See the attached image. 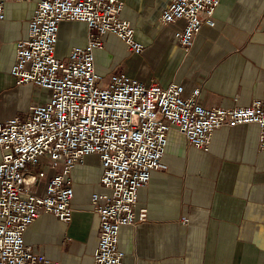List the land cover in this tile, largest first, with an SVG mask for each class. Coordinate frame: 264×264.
I'll return each mask as SVG.
<instances>
[{"label":"crops","instance_id":"0c3cea01","mask_svg":"<svg viewBox=\"0 0 264 264\" xmlns=\"http://www.w3.org/2000/svg\"><path fill=\"white\" fill-rule=\"evenodd\" d=\"M3 1L0 120L24 116L36 99L32 84L18 85L9 73L16 42L27 37L35 4ZM119 1L120 17L130 22L142 49L129 51L114 34L104 35V47L94 51L103 81L123 72L134 79L152 78L162 86L184 84L185 95L198 86L201 103L208 108L245 106L254 99L264 107V0H220L214 25L202 24L187 51L174 37L183 20L157 23L171 0ZM87 34L86 23L62 21L57 57L65 58L74 45H85ZM257 141L255 123L222 126L204 151L172 127L162 156L166 167L151 171L138 191L134 211L145 208L146 220L119 229L123 264H264V151ZM100 174L97 155L76 164L71 171L70 221L41 213L24 231V242L59 264H94L99 218L90 198L110 192L100 184Z\"/></svg>","mask_w":264,"mask_h":264},{"label":"built area","instance_id":"2783aa9c","mask_svg":"<svg viewBox=\"0 0 264 264\" xmlns=\"http://www.w3.org/2000/svg\"><path fill=\"white\" fill-rule=\"evenodd\" d=\"M33 2L27 37L16 42L10 75L16 84L30 83L33 101L24 116L0 120V264H59L24 242L23 233L41 213L62 222L72 216L71 171L89 155H97L99 182L109 193H93L90 203L99 218L94 264H123L118 246L122 225L146 220L135 213L138 191L151 171L166 167L162 156L172 127L185 140L208 151L222 126L255 123L257 147L264 151V107L260 99L245 106L202 105V90L166 86L154 79L113 72L107 82L95 68L94 51L103 36H117L129 51L140 52L130 22L120 17L119 0H15ZM220 0H171L157 19L160 26L183 20L174 37L187 51L202 24L214 25ZM0 0V21L4 18ZM62 21L87 25V42L56 55ZM264 30V10L261 12ZM60 166V170H57ZM38 190L41 193H38ZM186 222L185 218H182Z\"/></svg>","mask_w":264,"mask_h":264},{"label":"rangeland","instance_id":"374dc122","mask_svg":"<svg viewBox=\"0 0 264 264\" xmlns=\"http://www.w3.org/2000/svg\"><path fill=\"white\" fill-rule=\"evenodd\" d=\"M105 81H106V80H104V81L102 80L101 82H105ZM106 82H107V81H106Z\"/></svg>","mask_w":264,"mask_h":264}]
</instances>
